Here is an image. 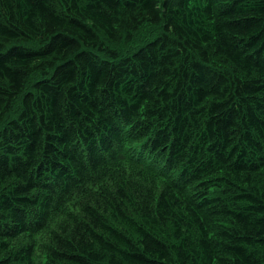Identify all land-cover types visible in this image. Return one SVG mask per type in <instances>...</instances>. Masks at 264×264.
<instances>
[{
  "label": "trees",
  "instance_id": "1",
  "mask_svg": "<svg viewBox=\"0 0 264 264\" xmlns=\"http://www.w3.org/2000/svg\"><path fill=\"white\" fill-rule=\"evenodd\" d=\"M0 264H264V0H0Z\"/></svg>",
  "mask_w": 264,
  "mask_h": 264
},
{
  "label": "rangeland",
  "instance_id": "2",
  "mask_svg": "<svg viewBox=\"0 0 264 264\" xmlns=\"http://www.w3.org/2000/svg\"><path fill=\"white\" fill-rule=\"evenodd\" d=\"M150 31L151 30L148 27H141L139 30L134 32L131 46L135 48L138 47L140 44H143V42L150 37ZM157 31L158 29L155 28L154 32L156 33Z\"/></svg>",
  "mask_w": 264,
  "mask_h": 264
},
{
  "label": "bare ground",
  "instance_id": "3",
  "mask_svg": "<svg viewBox=\"0 0 264 264\" xmlns=\"http://www.w3.org/2000/svg\"><path fill=\"white\" fill-rule=\"evenodd\" d=\"M143 143V142H142ZM142 148V147H141ZM146 160V159H145Z\"/></svg>",
  "mask_w": 264,
  "mask_h": 264
}]
</instances>
